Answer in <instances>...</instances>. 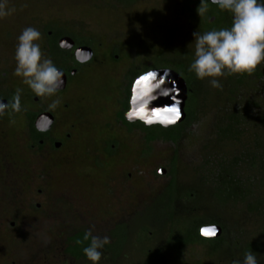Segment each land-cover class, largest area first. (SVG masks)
<instances>
[{"label":"rangeland","instance_id":"rangeland-1","mask_svg":"<svg viewBox=\"0 0 264 264\" xmlns=\"http://www.w3.org/2000/svg\"><path fill=\"white\" fill-rule=\"evenodd\" d=\"M191 3L7 0L16 11L0 19V53H4L0 60L6 58L10 65L15 66L16 36L26 26L41 32L37 42L45 57L43 40L49 21L65 24L85 38L95 37L98 45L94 59L74 80L76 98L71 94L41 97V107L47 110L53 99L60 101L51 112L57 119L52 132L58 131V140L64 142L61 149L46 146L31 152L22 141L12 146L0 143V264H91L65 252L67 238L89 227L93 235H107L109 244L113 233L119 238L114 249L120 254L112 257L104 248L99 264H231L242 259L251 243L257 246L259 264H264L262 175L245 164L238 167L239 178L251 191L244 203L218 204L210 184L218 160L239 158L253 150L256 138L264 140L259 123L264 113V77H251L235 87V73L219 77L223 86L215 89L209 78L201 80L189 70L187 75L180 71L183 79L193 80L194 98L189 102L191 118L178 134L168 132L176 138L149 140V134L163 131L154 128L147 135L124 128L115 118L124 97L120 81L128 68L123 62L124 43L133 53L146 52L149 64L157 61L158 53L179 54L188 69L194 58L192 33L197 31L186 8ZM112 43L121 44L123 50L122 62L117 66L115 61L114 69L109 65ZM258 66L262 70L264 62ZM233 112L243 121L238 127L240 137L219 140L218 127ZM7 136L11 144L14 135L8 130ZM171 186L176 190L172 198ZM256 201H261L260 211L250 212L247 203ZM172 213L173 224H168ZM178 218L185 219L182 225L188 230L202 221L197 232L203 222L219 225L223 241L171 243L169 238L179 235L173 227Z\"/></svg>","mask_w":264,"mask_h":264},{"label":"clouds","instance_id":"clouds-1","mask_svg":"<svg viewBox=\"0 0 264 264\" xmlns=\"http://www.w3.org/2000/svg\"><path fill=\"white\" fill-rule=\"evenodd\" d=\"M208 2L209 0H200L196 9L198 16H205L208 12ZM210 3L231 14V26L192 33L194 58L188 65V70L194 73L197 79L209 78L211 87L221 89L223 85L219 77L235 73L251 74L257 65L264 62V0H210ZM15 11L14 7L7 6V0H0V19L12 15ZM40 39L41 32L37 28L26 26L21 29L16 36L13 55L14 75L21 77L22 83L36 96L52 97L60 87L63 73L51 58L44 56L41 45L37 42ZM148 73H151L152 79L156 78L155 70ZM143 76L146 75L141 77ZM158 86L159 82L152 85L153 88ZM21 91L20 88L15 90L10 105L0 102V115L9 107L14 112L21 110ZM145 92L146 90L139 91L137 98L145 96ZM59 103V99H53L48 105L49 110L55 109ZM148 104L149 99H144L139 110L127 112L126 117L143 115L145 123H152L150 114H146ZM85 241L87 244L82 248L85 258L91 261V264H99L102 250L110 242L109 237L93 235L92 227H89L85 230L83 238L77 239L75 243L80 245ZM231 264H259V260L257 255L249 250L243 254L242 259H233Z\"/></svg>","mask_w":264,"mask_h":264},{"label":"flooded vegetation","instance_id":"flooded-vegetation-1","mask_svg":"<svg viewBox=\"0 0 264 264\" xmlns=\"http://www.w3.org/2000/svg\"><path fill=\"white\" fill-rule=\"evenodd\" d=\"M191 2L192 3L190 6H187L186 8L187 10H190L189 18L194 23V25L197 26L196 30L198 32L211 30L213 28L231 26L232 17L229 12L220 10L216 5L208 2V12L205 14V16H198L196 9L199 4L193 0H191ZM47 25H50L47 27L49 29L45 31L46 37L44 40L42 39L46 45L45 55L47 58L52 59L54 64L62 71L65 77L64 88L62 90H58L54 96H65L66 94H71L72 97L76 98L78 93L77 86L74 84V80L78 79L76 77L80 75L82 68L86 67V65H88L89 62L94 59L95 46L98 45V41L95 39V37L85 38L80 34L73 33L67 30L68 27L65 24L64 26H61L57 21H49ZM68 40H70L72 43L68 42ZM112 45L114 44H111L112 48L110 50L113 62H111L109 65L112 69H114L119 63L122 62L120 53H122L123 50L120 47L121 44L115 47ZM80 47H88L91 49L92 57L90 60L86 62H79L76 59L75 52L76 49ZM124 47L127 51V58L124 59L123 62L127 63L126 65H128V68L123 74V77L125 78L120 81L122 84L121 92L123 93L124 97L120 104V109L116 112L115 118L124 128H137L147 134V131L151 128L160 126L146 127L139 121L129 123L124 118L125 113L129 110V100L131 97L133 83L136 78L153 69H171L180 75V56L179 54L174 53L171 57H168L164 56L162 53H158L155 59L157 61L149 64L147 63L148 59H146V52H141L140 54L133 53L131 51V47L125 43ZM0 54L4 57L3 51ZM115 61L117 62V66L114 65ZM14 68L15 66L7 63L6 58L0 60V102L10 105L15 90L17 88L22 89L20 93L21 110L14 112L9 107L5 110L3 115H0V143L3 142V144L5 143L12 146V144H17L18 141H22L24 147H26V149L31 152L32 148L37 147L38 149H44L46 146L52 151L60 150L64 142L58 140L60 138V134H57L58 131H55L54 133L52 132L54 124L57 120L55 114L51 112V110L41 107L43 98L41 99V97L36 96L26 84H23L21 77L14 75ZM257 68L263 73L260 77H264V66L262 70L259 69L258 65ZM251 77L252 76H249V78ZM73 85L74 87L71 88ZM54 96H52V98H54ZM64 107L66 109L68 107V103H65ZM44 113L51 115L52 124L47 131H38L35 127V121L39 115ZM72 125H74V123H72ZM175 126H180V124ZM169 128L162 129L166 130ZM8 130L14 135V139L12 140L13 142L11 144L8 143L7 140ZM65 136L68 137V134H65ZM20 138L21 140H18Z\"/></svg>","mask_w":264,"mask_h":264},{"label":"trees","instance_id":"trees-1","mask_svg":"<svg viewBox=\"0 0 264 264\" xmlns=\"http://www.w3.org/2000/svg\"><path fill=\"white\" fill-rule=\"evenodd\" d=\"M186 64H187L186 62L181 63L179 70L184 74H190L185 66ZM237 74L238 75L237 78L235 79V83L233 86L237 85L238 87L239 85H242L247 80H249V76L258 78L263 73L260 72L256 67V69L251 74L249 73H237ZM185 82L187 85V100L185 103L186 118L180 124V126L186 123L191 118V110H190L189 102L193 101L194 98L193 80L189 78L185 80ZM259 120H260L259 123L264 127V113L260 116ZM240 124H243L241 116L239 118V116L236 113L234 112L231 113L228 117V122L224 124V126L218 127L219 140H230V141L238 140V137H240L241 134V130L238 129ZM180 126H172V128H169L170 130L169 129L165 130L160 127H156L157 129L163 132L160 134H149L148 139L153 140L154 138L159 136L160 137L167 135L171 136L172 134H169L168 132H173L172 130H176L178 134ZM154 128H151L149 131L153 130ZM177 134L171 137L176 138ZM240 164H245L250 169L256 170L262 175V178L264 179V140L263 139L260 140L259 138H256L254 141L253 150H246L245 153L242 154L239 158L235 157L231 160L221 159L217 161L216 164L217 173L212 179L210 184L212 189L211 195L218 204L226 205L228 203H237V202L244 203L246 199L250 196L251 191L249 190V188L244 186V182L241 181V179L238 176V170H239L238 167L240 166ZM168 190H170L171 198L174 197L176 191L174 186L169 187ZM260 206H261V201L247 203V208L250 212L260 211ZM168 220H169L168 224H173V220H174L173 213L170 214ZM184 220L185 219L183 218H178L177 221L179 222V224H176L175 226L172 225L173 227L178 229L177 232H179V235L177 237L170 235L172 236L169 238V241L171 243H174L176 245H186L192 243H201L206 240V239H202L197 232V227L202 223V221L195 224V227L192 230H188L185 226L182 225ZM179 226L180 228H178ZM83 234L84 231L80 230L70 235L67 238V245L65 252L74 259L86 261L87 259L85 258L82 252V248L86 246L87 241H85L80 245H77L75 243L77 239L83 238ZM113 235L115 236L113 242L105 245L104 248L106 252H109L111 254L112 257H115L120 254L119 251H116L114 249L115 248L114 246L118 245L119 243L118 240L119 238L116 237L115 233H113ZM222 241H223V237L221 235L218 239H215L212 242L221 243ZM256 248L257 246L253 243L247 244L245 246L243 254L249 250H252L255 254H257Z\"/></svg>","mask_w":264,"mask_h":264},{"label":"water","instance_id":"water-1","mask_svg":"<svg viewBox=\"0 0 264 264\" xmlns=\"http://www.w3.org/2000/svg\"><path fill=\"white\" fill-rule=\"evenodd\" d=\"M210 2V0H209ZM68 42L72 43L70 40ZM71 45V44H70ZM75 57L79 62H86L91 59L92 51L88 47H80L76 49ZM156 72V78H150L146 84H138L140 80L139 76L135 79L132 90L131 97L129 100V110L137 111L139 110L142 101L144 99H149V104L147 105L148 112L146 114H150L152 123H145L143 115L140 117H126L124 118L127 122H141L146 127L151 126H160L162 128H169L175 125L181 124L186 118L185 112V103L187 100V85L185 80L175 71L171 69H153ZM149 72V71H148ZM145 73L143 75L148 74ZM159 82V86L157 88H153V84H157ZM65 85V77L64 74L61 77V83L58 90H62ZM141 90H146L145 96L137 98V93ZM165 93H167L165 95ZM151 97H155L154 99H150ZM175 108L178 111V116L176 113L169 111V109ZM126 112V113H127ZM125 113V114H126ZM173 116H176L175 122L169 123L167 122ZM52 124V117L48 113L41 114L37 117L35 121V127L38 131H47ZM44 129V130H40ZM202 229H212L214 230L213 235H205L202 232ZM198 234L202 239H217L222 234V229L219 225L209 224L203 225L199 228Z\"/></svg>","mask_w":264,"mask_h":264},{"label":"snow or ice","instance_id":"snow-or-ice-1","mask_svg":"<svg viewBox=\"0 0 264 264\" xmlns=\"http://www.w3.org/2000/svg\"><path fill=\"white\" fill-rule=\"evenodd\" d=\"M151 78V73H148L146 76H143L140 78V80L138 81V84H146L147 81ZM169 111L176 113V115L178 116V111L175 108L169 109ZM135 114V113H134ZM140 114L142 115V111L140 112ZM176 116H173L171 119H169L167 122L169 123H173L175 122ZM202 232L205 235H213L214 234V230L212 229H202Z\"/></svg>","mask_w":264,"mask_h":264}]
</instances>
